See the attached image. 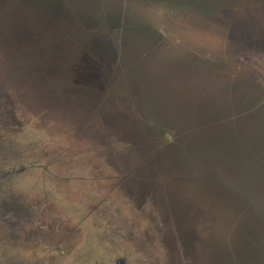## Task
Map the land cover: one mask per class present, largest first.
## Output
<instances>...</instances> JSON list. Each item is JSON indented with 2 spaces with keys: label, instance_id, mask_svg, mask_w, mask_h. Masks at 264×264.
Returning <instances> with one entry per match:
<instances>
[{
  "label": "water",
  "instance_id": "1",
  "mask_svg": "<svg viewBox=\"0 0 264 264\" xmlns=\"http://www.w3.org/2000/svg\"><path fill=\"white\" fill-rule=\"evenodd\" d=\"M73 1L99 18L104 11H119L124 22L110 39L120 60L108 63L109 56L95 44L99 30L78 20L69 0H0V50L16 81L25 84L34 102L68 111L70 119L74 113L82 122L85 117L82 127L102 140L108 164L120 175L119 168L131 164H143L142 174L145 167L155 172L163 192L157 191L156 177L133 184L155 186V220L171 224L172 234H163L162 241L174 246L178 256L189 264H264V195L251 207L247 204L252 192L264 190V165L246 149L264 158V108L253 101L264 94V86H235L239 79L222 59L182 52L157 40V31L155 40L148 37V29L125 12L124 0ZM252 7L264 15V3ZM136 44L140 55L151 57L158 117L173 141L148 140L153 130L143 119L148 110L142 87L136 82L135 99L128 78L121 75L120 63L126 66ZM231 102L236 124L227 119ZM21 125L14 99L0 84V140ZM177 165L188 168V179L180 183ZM121 179L127 181L125 195L129 191L132 198H143L129 187L127 173ZM18 201L3 206L13 230H23L25 218L33 216Z\"/></svg>",
  "mask_w": 264,
  "mask_h": 264
},
{
  "label": "rangeland",
  "instance_id": "2",
  "mask_svg": "<svg viewBox=\"0 0 264 264\" xmlns=\"http://www.w3.org/2000/svg\"><path fill=\"white\" fill-rule=\"evenodd\" d=\"M124 4L125 12L133 13L140 26L148 29V37L155 40L157 31V40L166 45L222 59L239 79L235 86H264V51L245 49L242 37L234 36V27L199 18L195 9L182 4L155 0H124ZM68 6L85 27L99 30L95 44L109 56L108 63L117 62L110 33L124 22L119 11H104L99 18L73 0ZM131 50L125 59L130 70L120 63L121 75L128 78L134 93L139 90L136 82L142 87L141 98L148 110L143 111V119L153 130L148 140L154 144L157 138L164 143L170 136L173 141L158 117L162 116L158 114L161 104L151 57L140 55L138 44ZM2 54L0 50V84L14 99L22 125L0 140V264H118L119 259L124 264H189L174 246L162 241L163 234H172V226L155 220V186L148 189L133 184L132 190L143 197L139 200L129 191L124 194L127 181L122 175L127 173L135 181L145 174L148 181L155 179V172L145 167L142 174L143 164L120 167L122 175L111 169L102 140L82 127L86 118L77 120L79 115L74 113L70 119L68 111H54L30 99L25 84L16 81ZM133 96L137 99L136 93ZM177 166L180 183L188 179V168ZM159 183L157 178L161 193ZM17 200L27 204L33 215L25 218L23 230L11 228V214L3 208Z\"/></svg>",
  "mask_w": 264,
  "mask_h": 264
},
{
  "label": "trees",
  "instance_id": "3",
  "mask_svg": "<svg viewBox=\"0 0 264 264\" xmlns=\"http://www.w3.org/2000/svg\"><path fill=\"white\" fill-rule=\"evenodd\" d=\"M176 2L187 8H197L196 12L199 18L206 17L208 20H211L210 22L215 21L216 23H224L227 26L234 27V36L238 35L242 37L244 43L241 45L245 49L264 51V21L262 22L259 18L264 15L261 14L263 13L262 11H253L252 7L253 5L263 4L264 0H207L204 4L197 3V0H176ZM166 4L170 5L169 3ZM234 36H230V38L233 39ZM253 101H257L256 104L258 107L264 108V94H261L260 98H253ZM233 107V102H231L230 108L232 113L230 114V118L227 119L233 124H236L237 118L234 114ZM167 138L171 139L170 136ZM239 140L242 145L246 146V143L240 136ZM246 149L252 158L264 165V158H261L260 155L247 146ZM229 186L233 187L231 184ZM263 195L264 190L257 194L252 192L250 194L251 197L247 200L248 207L256 204V201Z\"/></svg>",
  "mask_w": 264,
  "mask_h": 264
},
{
  "label": "flooded vegetation",
  "instance_id": "4",
  "mask_svg": "<svg viewBox=\"0 0 264 264\" xmlns=\"http://www.w3.org/2000/svg\"><path fill=\"white\" fill-rule=\"evenodd\" d=\"M146 178H147L146 175L143 174V175H142V178H141V179H137V180H146ZM137 180H135V181H137ZM133 182H134V181H131V188H132Z\"/></svg>",
  "mask_w": 264,
  "mask_h": 264
}]
</instances>
